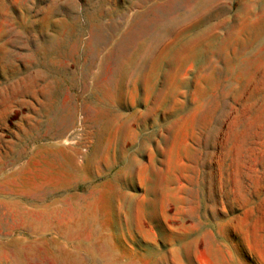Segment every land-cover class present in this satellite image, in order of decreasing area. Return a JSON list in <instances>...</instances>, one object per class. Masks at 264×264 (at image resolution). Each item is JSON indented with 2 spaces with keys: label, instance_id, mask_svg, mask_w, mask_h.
Listing matches in <instances>:
<instances>
[{
  "label": "rangeland",
  "instance_id": "obj_1",
  "mask_svg": "<svg viewBox=\"0 0 264 264\" xmlns=\"http://www.w3.org/2000/svg\"><path fill=\"white\" fill-rule=\"evenodd\" d=\"M16 171L30 191L0 200L92 203L93 223L17 215L0 264H61L57 245L77 264H264V0H0V180Z\"/></svg>",
  "mask_w": 264,
  "mask_h": 264
},
{
  "label": "bare ground",
  "instance_id": "obj_2",
  "mask_svg": "<svg viewBox=\"0 0 264 264\" xmlns=\"http://www.w3.org/2000/svg\"><path fill=\"white\" fill-rule=\"evenodd\" d=\"M57 123L58 122L50 124V131H51L50 134L53 137H57L62 133ZM43 149L49 150L52 149V147L46 144L43 146ZM67 162L69 165L72 166L74 165L72 154L67 155ZM22 172L23 171L13 172L12 174L3 177L0 180V194L2 193L19 194L20 192H24L25 190L24 187H28L27 189L28 191H30L29 185L31 183L28 180L29 177L23 176ZM29 197L31 200L41 199L38 194L36 195V193L29 195ZM69 208H72L74 212L76 210V215H77L76 220L71 217L72 213H69ZM69 208L65 209L64 207H60L58 205H53L52 207H50L49 205H44L43 207L33 208L32 205L25 206L15 200L13 201L0 200V234H2L3 232H7L10 229L16 228L13 222L17 215H21L23 217L24 222L22 225H29L36 231L40 227L46 229L52 224H55L59 227L58 230L60 232H61L60 228L64 227L62 232L65 233L67 231L71 232L76 230L79 224L82 222L86 223L87 221H90L91 224L93 223L92 220L94 217V206L92 203L85 205L83 209L74 206H71ZM79 209H81V212H78ZM45 242L46 241L44 240L43 242H39V243L36 242V243L48 245ZM85 247L91 253L95 249L93 242H90ZM44 249L48 251L51 250V248H47V246ZM56 249L59 252V261L61 264H77V257L76 255H74V253L70 251L69 252L65 251L63 247L59 245L56 246ZM5 251L8 253L9 250L7 249ZM34 256H37L36 252L32 254V257ZM0 259H1V255H0ZM10 264H21V263L19 261H16L15 263L11 262Z\"/></svg>",
  "mask_w": 264,
  "mask_h": 264
},
{
  "label": "crops",
  "instance_id": "obj_3",
  "mask_svg": "<svg viewBox=\"0 0 264 264\" xmlns=\"http://www.w3.org/2000/svg\"><path fill=\"white\" fill-rule=\"evenodd\" d=\"M65 233L71 234V233H74V231H71V232H68V231H67V232H65Z\"/></svg>",
  "mask_w": 264,
  "mask_h": 264
}]
</instances>
